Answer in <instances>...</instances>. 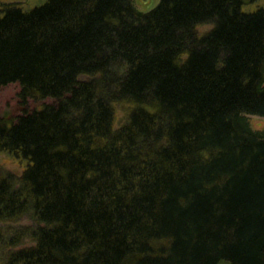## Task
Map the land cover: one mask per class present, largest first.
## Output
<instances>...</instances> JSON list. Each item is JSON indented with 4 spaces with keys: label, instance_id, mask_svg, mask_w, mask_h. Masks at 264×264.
<instances>
[{
    "label": "trees",
    "instance_id": "obj_1",
    "mask_svg": "<svg viewBox=\"0 0 264 264\" xmlns=\"http://www.w3.org/2000/svg\"><path fill=\"white\" fill-rule=\"evenodd\" d=\"M261 1L0 2V264H264Z\"/></svg>",
    "mask_w": 264,
    "mask_h": 264
},
{
    "label": "rangeland",
    "instance_id": "obj_2",
    "mask_svg": "<svg viewBox=\"0 0 264 264\" xmlns=\"http://www.w3.org/2000/svg\"><path fill=\"white\" fill-rule=\"evenodd\" d=\"M29 0H0L1 3H27ZM159 0H133V4L135 8L143 13H147L152 10L156 5H158ZM29 5H37L36 3H32ZM257 5L264 6V0L259 2ZM211 29L210 25H204L198 28L199 33H204ZM17 92L18 86L17 84H10L0 91V113L1 114H9L12 116H17L21 113V107L17 101ZM122 117L121 113H118V118ZM248 120L250 123V127L254 131L264 132V118L259 116H248ZM6 168L12 171L15 174H19L21 170L15 164H7ZM22 223H27L23 221Z\"/></svg>",
    "mask_w": 264,
    "mask_h": 264
}]
</instances>
